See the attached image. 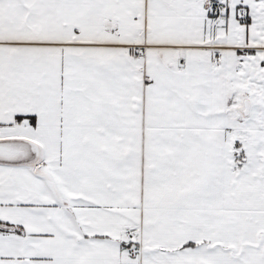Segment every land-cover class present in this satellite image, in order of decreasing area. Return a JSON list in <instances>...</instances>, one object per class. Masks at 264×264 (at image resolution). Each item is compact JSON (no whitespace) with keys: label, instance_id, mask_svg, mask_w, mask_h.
I'll list each match as a JSON object with an SVG mask.
<instances>
[{"label":"snow or ice","instance_id":"snow-or-ice-1","mask_svg":"<svg viewBox=\"0 0 264 264\" xmlns=\"http://www.w3.org/2000/svg\"><path fill=\"white\" fill-rule=\"evenodd\" d=\"M0 264H264V0H0Z\"/></svg>","mask_w":264,"mask_h":264}]
</instances>
